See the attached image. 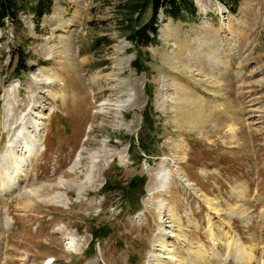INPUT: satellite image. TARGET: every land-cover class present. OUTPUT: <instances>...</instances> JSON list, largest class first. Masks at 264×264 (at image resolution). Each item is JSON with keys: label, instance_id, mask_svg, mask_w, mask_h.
Returning a JSON list of instances; mask_svg holds the SVG:
<instances>
[{"label": "rangeland", "instance_id": "obj_1", "mask_svg": "<svg viewBox=\"0 0 264 264\" xmlns=\"http://www.w3.org/2000/svg\"><path fill=\"white\" fill-rule=\"evenodd\" d=\"M233 1L161 9L140 47L141 0H53L0 27V167L33 144L10 188L0 174V264H264V0Z\"/></svg>", "mask_w": 264, "mask_h": 264}, {"label": "trees", "instance_id": "obj_2", "mask_svg": "<svg viewBox=\"0 0 264 264\" xmlns=\"http://www.w3.org/2000/svg\"><path fill=\"white\" fill-rule=\"evenodd\" d=\"M143 3V8L151 5L153 8V17L149 23L143 25L140 29L136 30L133 28L131 40L138 46L142 44V42H146V45L149 42H153V44L157 43V33L159 26L158 14L161 9L166 11L168 16L172 17L175 20L185 19V15H183V9L187 10L188 14L194 15L195 7L193 0H141ZM223 3L228 5V7L234 11V4H232L233 0H221ZM231 1V2H230ZM236 3L238 0H234ZM233 1V2H234ZM48 5L44 0H38L36 3H32V0H0V27L4 28L8 20L11 21H19L20 14L23 11L32 10L34 14L37 16V20H40L47 15L51 11V7L53 5V0H48ZM22 67L19 69V73L25 72L28 70L26 64H22ZM142 149L146 150V147H142ZM137 179H132L129 181L127 191H133L138 187ZM126 194V193H125ZM130 195V194H129ZM124 199H128L125 195ZM110 228L102 225L100 227L94 228L92 230V234L94 238H103L109 235ZM94 247V243L92 244Z\"/></svg>", "mask_w": 264, "mask_h": 264}, {"label": "bare ground", "instance_id": "obj_3", "mask_svg": "<svg viewBox=\"0 0 264 264\" xmlns=\"http://www.w3.org/2000/svg\"><path fill=\"white\" fill-rule=\"evenodd\" d=\"M221 10H222V8H221ZM227 11V10H226ZM26 121V123H27V125L25 126V128H23V130L21 131V133L23 134V136L25 135V133L23 132V131H26V132H30L31 131V133H37L36 132V127H38L37 125H36V127H34V122H33V120L31 119V117H28V119H26L25 120ZM24 121V122H25ZM31 125V126H30ZM36 128V129H35ZM21 140H18L17 141V143H13L12 144V142H11V145H12V152H13V158H11V159H8L7 161H6V163H4L1 167H0V174L2 175V177H3V179H2V182H3V185H5V187H7V186H9V188H10V186H11V184L12 183H14L13 181H10V182H8V181H6V177L7 178H10V171H12V173L14 174V176H16V174L20 171V170H22V168L24 167V164H26L28 161V158H29V155L31 154V148H32V143H31V139L30 138H25V137H23V138H20ZM33 139V138H32ZM35 141H33V143H34ZM22 146L23 145V147H25V150H24V148L22 147V149L20 150V149H18L17 147H19V146ZM5 161V160H4ZM14 169V170H13ZM21 174V173H20ZM5 175H6V177H5ZM16 177H19V175L18 176H16ZM1 180V179H0ZM163 181V180H162ZM1 182V183H2ZM245 192V191H244ZM246 193V192H245ZM245 197V196H244ZM243 206V205H242ZM237 207V206H236ZM240 207V206H239ZM242 209H243V207H242ZM234 211L236 212V210L234 209ZM239 211H241V210H237V212H239ZM241 215L243 216V217H246V218H248V219H250V217L248 216V214H246V212H244V211H242V213H241ZM165 231H161L159 234H158V236L156 237V239H155V243H156V245L157 246H159V250L162 252L163 251V249L165 248V244H164V240H165V236H166V234H163ZM67 236L68 235H72V234H66ZM69 236V237H70ZM71 239H73V238H71ZM226 239H229V240H226V245L228 246L229 245V243H230V238L227 236L226 237ZM233 245H232V248L230 247V246H228L227 247V257H232V260H234L235 261V256H236V254H232L231 252H232V249H233ZM234 251V250H233ZM223 252V251H222ZM224 252H226V250L224 251ZM236 253V252H235ZM231 254L233 255V256H231ZM250 254V253H249ZM223 255V254H222ZM242 255H244V254H242ZM227 257H226V259H227ZM246 258V259H245ZM173 259V258H172ZM244 259H245V262H247V259H249L248 258V256L247 257H244ZM251 259V258H250ZM151 260H153V261H155L156 263H159L160 262V260H161V254H159V253H152V255H151ZM252 260V259H251ZM229 262V261H228ZM244 262V263H245ZM250 262V261H249ZM237 264H241V262L240 263H237ZM243 264V263H242Z\"/></svg>", "mask_w": 264, "mask_h": 264}]
</instances>
